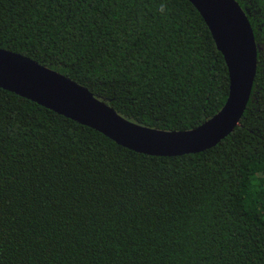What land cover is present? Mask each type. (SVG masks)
Here are the masks:
<instances>
[{
	"label": "trees",
	"instance_id": "obj_1",
	"mask_svg": "<svg viewBox=\"0 0 264 264\" xmlns=\"http://www.w3.org/2000/svg\"><path fill=\"white\" fill-rule=\"evenodd\" d=\"M235 1L262 49L239 125L203 152L136 153L0 89V264H264V0ZM0 49L161 131L229 92L188 0H0Z\"/></svg>",
	"mask_w": 264,
	"mask_h": 264
},
{
	"label": "water",
	"instance_id": "obj_2",
	"mask_svg": "<svg viewBox=\"0 0 264 264\" xmlns=\"http://www.w3.org/2000/svg\"><path fill=\"white\" fill-rule=\"evenodd\" d=\"M203 18L228 70L229 92L222 108L200 126L161 131L117 114L87 88L22 55L0 49V89L14 93L91 128L136 153L175 157L215 147L236 126L250 99L257 68L256 44L245 12L235 0H188Z\"/></svg>",
	"mask_w": 264,
	"mask_h": 264
},
{
	"label": "clouds",
	"instance_id": "obj_3",
	"mask_svg": "<svg viewBox=\"0 0 264 264\" xmlns=\"http://www.w3.org/2000/svg\"><path fill=\"white\" fill-rule=\"evenodd\" d=\"M164 9H163V6L161 7V11H163Z\"/></svg>",
	"mask_w": 264,
	"mask_h": 264
}]
</instances>
